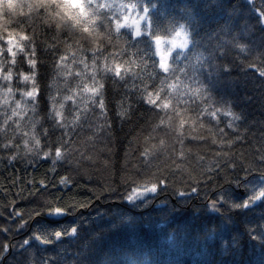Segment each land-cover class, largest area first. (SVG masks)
Wrapping results in <instances>:
<instances>
[{
    "label": "clouds",
    "instance_id": "9594fccd",
    "mask_svg": "<svg viewBox=\"0 0 264 264\" xmlns=\"http://www.w3.org/2000/svg\"><path fill=\"white\" fill-rule=\"evenodd\" d=\"M223 232L264 252V0H0V264Z\"/></svg>",
    "mask_w": 264,
    "mask_h": 264
},
{
    "label": "trees",
    "instance_id": "16d2710c",
    "mask_svg": "<svg viewBox=\"0 0 264 264\" xmlns=\"http://www.w3.org/2000/svg\"><path fill=\"white\" fill-rule=\"evenodd\" d=\"M168 258L170 264H264V252L238 232L212 234L204 241L192 237Z\"/></svg>",
    "mask_w": 264,
    "mask_h": 264
}]
</instances>
